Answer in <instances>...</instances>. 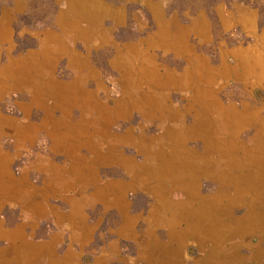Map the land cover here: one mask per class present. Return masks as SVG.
Segmentation results:
<instances>
[{
  "label": "rangeland",
  "instance_id": "1",
  "mask_svg": "<svg viewBox=\"0 0 264 264\" xmlns=\"http://www.w3.org/2000/svg\"><path fill=\"white\" fill-rule=\"evenodd\" d=\"M263 34L264 0H0V115L10 122L0 123V185L16 182L34 191L12 202L9 184L0 189V239L7 240L0 242V264L137 260L145 239L120 237L122 214L90 194L107 189L108 181H129L141 165L143 156L127 144L129 129L144 137L163 133L162 111L169 106L179 112L193 94L204 96L214 112L247 108L264 118V78L228 75L233 54ZM199 108L193 105L187 123ZM50 110L61 129L49 122ZM26 123L34 127L24 131L29 138H16ZM245 126L241 142L256 130ZM71 130L80 132L79 140L63 136ZM106 139L132 159V169L99 158L95 146ZM188 144L198 152L203 147L201 141ZM198 185L202 195L222 190L205 178ZM125 193L129 215L142 218L136 230L143 235L154 197L138 188ZM170 194L172 200L183 197L178 190ZM17 228L21 234H2ZM165 232L157 231L162 241ZM23 242L34 253L19 255ZM45 243L53 253L37 250ZM183 256L186 264L199 256L194 241Z\"/></svg>",
  "mask_w": 264,
  "mask_h": 264
},
{
  "label": "bare ground",
  "instance_id": "2",
  "mask_svg": "<svg viewBox=\"0 0 264 264\" xmlns=\"http://www.w3.org/2000/svg\"><path fill=\"white\" fill-rule=\"evenodd\" d=\"M204 24L207 28L206 22ZM233 55L236 60L234 65L228 66L229 76L241 79L254 76L261 82L264 78V34L254 46L239 50ZM29 71L30 67H27V74ZM186 88H189V85ZM218 88H224V86L219 85ZM207 93L206 91L205 94ZM197 97V94H193V97L187 99L188 105H184L179 112H175L169 106V109L162 111L158 118L162 121L160 126L163 133L144 137L145 134L142 136L133 129H129L130 140L127 144L135 146L137 152L143 156L141 165L133 169L134 172L129 181L125 183L108 181L105 183V187L106 184L110 185L107 189L103 190L104 186H101L99 187L101 190L92 192L90 196L93 195L96 200L103 198L101 202L105 204V207L116 208L122 214L123 224L117 229L120 237L136 239L141 236L145 239L142 241L145 244L143 254L137 260L131 259L132 264H138L144 258L148 260L147 264H186L183 254L189 241H194L199 251V256L192 259L194 261L192 264L250 262L264 264L263 114L247 108L243 111L214 112L204 96L200 99ZM197 103L200 108L193 114L192 122L187 123L185 115L191 114L193 105L197 106ZM52 112V110L49 111V122L53 121L56 128L58 126L61 129L57 120L52 117ZM165 114L169 115L167 120L164 118ZM7 121L0 117L1 124L8 125L10 122ZM247 124L256 127L255 133L248 139L249 142H241L240 134ZM10 125L13 126V123ZM28 127L34 129L31 123L17 128L16 131L21 133L16 135V138L28 139V134L24 133L30 130ZM1 133L2 126L0 135ZM64 133L63 136L76 139L80 135V132L73 130ZM56 135L59 136L58 132ZM106 136L113 137L111 134ZM194 140L203 143L201 151L198 152L189 146L188 143ZM103 142L105 144L97 142L95 146L96 154L101 160L132 169L134 166L132 159L118 149L119 145L113 144L117 142L110 139ZM204 178L216 183V189L222 190L216 194L202 195L201 186L198 183ZM8 184L1 183L0 189ZM130 188L146 190L154 197L148 216L143 218L147 224L143 235L136 230L137 222L142 218L128 213L125 191ZM8 189L11 192L8 191L6 197L14 202L24 201L34 192L27 188L23 189L21 184L16 182H11ZM175 190H178L183 197L172 200L171 194L169 196L168 193ZM241 210H243L242 214L238 215L236 212ZM159 229L166 230V240L162 241L159 236L157 237ZM3 230L2 234L6 236L21 234L19 228L13 231ZM19 238L22 236L20 235ZM50 244H41L36 248L41 252L53 253L54 248ZM17 250L18 247L14 249V254ZM242 250L249 253L243 254ZM32 252L34 253L33 245L23 242L19 255H29ZM113 253L119 256L117 246L114 247ZM37 254L38 252L33 256L39 260L40 255ZM143 255L146 257L142 258ZM119 259L124 264H130V258L120 256ZM27 261L25 259L21 263L28 264ZM66 261L48 262L49 264H65ZM102 262H105V258L100 259L99 263Z\"/></svg>",
  "mask_w": 264,
  "mask_h": 264
},
{
  "label": "crops",
  "instance_id": "3",
  "mask_svg": "<svg viewBox=\"0 0 264 264\" xmlns=\"http://www.w3.org/2000/svg\"><path fill=\"white\" fill-rule=\"evenodd\" d=\"M13 202V201H12ZM3 223H5L6 225L5 226H9L7 225L6 221H3ZM11 228V227H10ZM3 241H7L6 239H0V242H3Z\"/></svg>",
  "mask_w": 264,
  "mask_h": 264
}]
</instances>
